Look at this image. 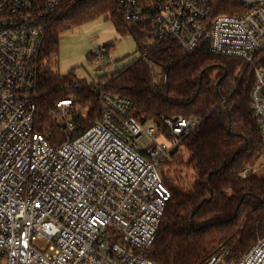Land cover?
Returning <instances> with one entry per match:
<instances>
[{"label":"built area","instance_id":"obj_1","mask_svg":"<svg viewBox=\"0 0 264 264\" xmlns=\"http://www.w3.org/2000/svg\"><path fill=\"white\" fill-rule=\"evenodd\" d=\"M60 1L0 0V264H160L150 251L170 198L161 167L201 119L163 117L173 137L163 131L161 141L157 122L132 114L131 99L101 89L98 118L52 144L35 128L36 58ZM118 1L146 38H173L188 51L252 65L251 103L264 152V0H238L243 10L236 14H214V0ZM111 56L99 46L90 61L100 65ZM75 106L63 98L51 111L69 133L77 129ZM257 171L247 165L240 177ZM224 254L202 264H264V237L237 262L227 263Z\"/></svg>","mask_w":264,"mask_h":264},{"label":"trees","instance_id":"obj_2","mask_svg":"<svg viewBox=\"0 0 264 264\" xmlns=\"http://www.w3.org/2000/svg\"><path fill=\"white\" fill-rule=\"evenodd\" d=\"M214 1V14L243 10L238 0ZM99 16L111 18L120 32L130 31L142 52H148L153 68L137 59L91 83L73 73L55 72L60 35ZM145 38L141 25L123 17L118 0H61L46 21L36 58L35 128L54 145L76 136L98 118L101 89L131 99L135 118L157 122L168 138L173 136L163 126V117L200 118L162 164L170 198L150 257L160 264H202L223 244L225 261L237 262L264 237V174L240 177L247 165L259 164L264 156L251 103L254 68L237 57L188 51L173 38L144 49ZM105 45L112 49L110 43ZM63 98L76 103L71 111L77 125L73 133L65 132L51 113ZM182 148L189 154L186 166L194 173L188 185L168 177L163 168Z\"/></svg>","mask_w":264,"mask_h":264},{"label":"rangeland","instance_id":"obj_3","mask_svg":"<svg viewBox=\"0 0 264 264\" xmlns=\"http://www.w3.org/2000/svg\"><path fill=\"white\" fill-rule=\"evenodd\" d=\"M141 42L144 49L155 43L151 38L142 39ZM109 43L112 45L111 59L100 65H94L90 61L89 54L96 47ZM142 53L135 36L130 31L120 32L111 18L99 16L78 27L66 30L60 35L58 62L52 64V69L61 75L73 73L79 79L91 83L101 80L99 78L105 75L113 74L137 59L144 60L153 68L149 56L144 57ZM156 70L157 72L160 71L158 67ZM216 72H213L212 76H215ZM158 73L160 74V72ZM86 113L87 110L85 109L83 114L86 115ZM159 129L161 130L159 140H167L165 134L162 133L164 128L160 125ZM64 131L68 132L65 128ZM188 158L189 154L182 148L176 158H173L168 165L163 166L168 177L176 179L184 185L190 184L194 173L186 166ZM259 164L254 165V167L258 169L257 173L264 174V156ZM37 246L39 248L45 246V240H39ZM220 251H225L223 244L218 245L214 253ZM225 255L226 251L224 257Z\"/></svg>","mask_w":264,"mask_h":264}]
</instances>
